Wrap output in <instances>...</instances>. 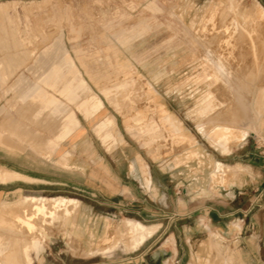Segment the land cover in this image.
<instances>
[{
    "label": "rangeland",
    "instance_id": "1",
    "mask_svg": "<svg viewBox=\"0 0 264 264\" xmlns=\"http://www.w3.org/2000/svg\"><path fill=\"white\" fill-rule=\"evenodd\" d=\"M4 5L11 14L15 9L17 21L12 32L0 37L17 46L7 49V55L0 52V143L13 146L0 144V167L15 168L30 179L14 180L11 187L18 190L11 194H5L8 186L0 184V205L23 197L78 202L74 222L50 227L46 239L39 240V249L31 250L32 264H173L176 246L184 250L186 245L191 246L187 264H209L216 260L210 233L219 236L224 251L220 255H231L228 264H264V197L259 198L260 191H244L232 206L218 192L243 174L228 166L246 163L252 154L264 157V103L256 106L260 98L256 92L251 104L257 108L250 107V112L242 108L247 120H256L257 131H247L228 154L202 135L212 120L200 114L207 105L200 98L219 88L210 75L214 68L204 48L207 39L223 31L221 39L241 49L239 23L254 28L250 17L257 5L264 9V0H18ZM240 56L238 52L235 60L224 61L231 65L226 70L229 77L243 86L239 78L244 76L236 74L244 72L239 67L249 62V56L243 62ZM67 60L101 108L92 107L87 92H77L74 101L63 94L70 79ZM247 73L252 79L260 77L256 88L264 92V81L260 82L264 73L256 75L251 68ZM218 94H211L218 99L216 106ZM52 100L56 107L48 104ZM213 109L216 114L220 108L208 110ZM70 113L74 120L66 124ZM108 119L114 134L104 139L113 132ZM73 133H80L75 150ZM73 152L80 156L82 168L98 172L101 183L122 176L124 167L135 161L143 172L150 168L161 185L155 216L138 220L131 213L96 215L104 211L114 215V201L98 205L91 193L75 189L95 186L96 176L90 179L81 173L78 178L70 158ZM217 163L228 167L217 175L222 183L211 177ZM50 168L63 172L54 174ZM46 171L52 183L63 185H42L39 180ZM247 199L256 205L250 214L244 218L233 213L232 207ZM217 203H224L225 213H230L218 226L209 223L204 208ZM124 219L157 229L134 251L122 226ZM170 237L173 245L166 243ZM8 238L14 236L0 228L1 243ZM9 243L0 247V264H6Z\"/></svg>",
    "mask_w": 264,
    "mask_h": 264
},
{
    "label": "bare ground",
    "instance_id": "2",
    "mask_svg": "<svg viewBox=\"0 0 264 264\" xmlns=\"http://www.w3.org/2000/svg\"><path fill=\"white\" fill-rule=\"evenodd\" d=\"M213 17L214 16L211 15L208 19V22H212ZM250 21L255 23V26L252 29L250 27L247 28V25L244 26L243 24L239 23V34L237 35V37L240 40L239 42L242 43L241 49L237 50L232 42H229V45H227L226 41H224V39H221L224 38V36L221 37L224 33L223 31L220 35L216 34L215 37L210 39L208 38L206 47L203 46L204 48H206L207 59L212 63L214 68V70H212L210 74L213 83L219 84V88L212 89L211 94L214 95L215 92H219L220 95H218L221 99L220 101H218L219 105L216 106L213 105V103L218 99L213 100L210 93L206 92L203 97L200 98L201 101L207 104L205 106V109L201 110V116L210 117V119L212 120L211 122H209L210 124L204 127L201 133L211 142V144L215 148L220 149L222 154H228L234 144L242 142L247 131H257L256 120H253L252 122L247 120L245 117L247 114L245 115L242 113V108L245 107V109H248L249 111L250 107L254 108L255 104L253 105L251 103L256 102V100L258 102V104L256 105L258 106V108L260 107L261 100L262 103H264L263 90H261L260 92L258 91L259 89L256 88V84L257 82L259 83L258 80L260 77L252 79L251 77L247 76V71H249L250 68L255 71L256 75H261L262 73H264V9L261 6L257 5L255 13L250 17ZM240 38L243 40H241ZM238 52L241 55L239 57V59H241V62H243L247 58V56H249V62H245L246 64L243 67L240 66V69L238 68L240 71L242 70L244 72H240L241 74H236L241 75L242 77L244 76L242 79L239 78L240 81L244 83L243 86H240V83L237 81V79H232L229 77V75L226 73V70L229 69L231 65L230 63H225L224 61L226 60L228 62H231V60H235L234 55ZM239 64H237V67ZM66 65L69 70L70 79L66 82V88L64 89L63 94H65V96L70 101H74L77 92H87V94H89L90 100H92V107L101 108L100 100L95 95H92L90 93V89L85 79L81 76L80 72L77 71L72 63L68 60ZM210 75L206 74V77ZM206 81H211V79L208 78L206 79ZM261 81L264 80H260V82ZM195 83L199 84V81H196ZM246 85L249 88H246ZM105 91L106 88H104L103 92ZM256 92H258V97L260 98L255 100ZM242 93H246L248 95L245 94V96ZM246 102H248V104ZM48 104L52 107H56L58 105V103L53 100ZM212 107L220 108L216 110L218 111V113L215 114V112H213L214 109L212 111L208 110ZM221 108L225 111L222 112ZM261 108H264V104H262ZM234 114L236 118L234 117ZM240 119L242 121V124L240 123ZM73 120V115L72 113H70L66 117L65 122L66 124H69L73 122ZM166 121L170 126L175 128V126L172 125V121L170 118H167ZM107 122V124L112 126L111 119H108ZM102 127L104 128L105 124H103L101 128ZM111 130H113V126L111 127ZM112 133L114 134V130L113 132H107L104 139L109 138ZM0 144L3 148L7 149L13 147L9 141H4ZM61 164L67 166L65 163ZM227 169V167L221 166L219 164H214L213 173L211 174L212 179H219L217 178V175H219V173L226 172ZM235 170H243V167L237 165ZM143 174L145 186L148 187L150 184V178L147 173V168H145ZM18 179H25V177H22L16 173L10 172L9 170L0 167L1 184L13 182L14 180ZM219 180L220 183L223 182L221 179ZM77 208V201L65 198L45 199L23 197L14 204L0 205V228H5L6 232L14 236L13 239H7V241L10 242L9 246L11 248L8 251V254H6V256L4 257L5 263L32 264L30 252L33 249H39V240L46 239L45 236L50 227H55L57 225L59 226L60 224V226L64 227L66 222H74ZM122 226L125 231V235L129 240L130 249L134 251L140 248L148 239H150L157 229L156 226H145L131 219H124L122 221ZM60 232L62 231L60 230ZM209 236L211 238L212 250L216 252L215 257V253L212 252V258H216V260L214 259L213 263L209 262V264H228V262L232 260V257L228 254L227 256H222L223 253L222 255H220V253L224 251L221 250V246L218 244V234L210 233ZM1 241L2 239H0V247L8 245V242L2 244ZM106 241H108V239H106L104 242ZM166 243L173 245L172 238H168L166 240ZM7 249L8 248L6 247L5 250ZM106 249L107 248H104L103 250ZM225 252H227V250ZM1 253L3 252H1L0 250V254ZM232 256H234V254Z\"/></svg>",
    "mask_w": 264,
    "mask_h": 264
},
{
    "label": "crops",
    "instance_id": "3",
    "mask_svg": "<svg viewBox=\"0 0 264 264\" xmlns=\"http://www.w3.org/2000/svg\"><path fill=\"white\" fill-rule=\"evenodd\" d=\"M18 0H0V36H5L6 33L12 32L14 28L16 27V21L17 18L14 15V8H13V14H11V11H9V8L4 5L11 2H16ZM14 15V16H13ZM0 37V52L3 53V55H7L6 50L9 49L11 46H17L14 42H7L4 38ZM5 58H8L9 56H4ZM9 59V58H8ZM80 134V133H79ZM79 134L73 133L72 140H73V149L75 150L78 146V142L80 138L77 136ZM70 136V137H71ZM76 137V138H75ZM264 154V151H263ZM72 160V168H77V170H74L75 173L78 172V178H81V173L89 174L90 179H92V174L95 173V180L96 184L95 186H77L75 187L76 190L80 191H88L93 195L94 198H96L95 202L98 205H106L108 199H111L114 201L113 208L115 209L114 215L113 213H108L106 211L101 213H96V215L103 217V216H116L115 214H129L131 213L133 216H135L138 220H145L151 217L155 216V205H160L161 201V185H160V179L155 177V174L153 171H151L150 168L147 167V173L150 178V184L148 187L145 186L144 182V174L143 169H141V165H138V163L132 162L133 164V170H131V164H128L124 167L122 170V176L121 175H114V177L111 179L110 183H101L98 182L99 178L97 175V171H93L90 168H82L80 164V156H75V153L73 152V155L70 157ZM25 164L28 165L27 159L24 160ZM14 164L16 165V160H14ZM219 164V163H217ZM221 165V164H219ZM237 165H240L243 167V174L239 176V180H234L233 184L229 185V188L225 190L224 188H220L218 192H220V197L227 198L230 202L228 205H234L235 200L238 197L243 196V192L247 191H260L259 198L264 197V157H259L257 154H252L251 159L243 164H233L228 166L229 168H236ZM224 167H227V165H221ZM48 167V166H46ZM227 167V168H228ZM52 173H59L63 172L62 170H58L57 168H50ZM10 172L16 173L22 177L28 178L29 177L23 175L19 171H17L15 168H7ZM48 171H46L47 173ZM49 173V172H48ZM43 177L39 180V182L42 185H63L62 183H52V179L49 178V175ZM14 182L4 183V186H8V188L5 187L3 190L5 194H11L15 193L18 188L11 187V185L15 184ZM1 184V183H0ZM245 187V188H244ZM0 192L1 189H0ZM219 197V196H218ZM248 201H245L242 205H238L237 208H233V213H241L244 218H246L252 209L256 207V205L253 204V202H250V199H247ZM218 204V203H217ZM225 204L221 203L213 208L204 207L207 211V216L210 224H223V220L227 218L230 213H225ZM157 210V208H156ZM218 226V225H217ZM173 238V237H172ZM174 241V239H173ZM139 249V248H138ZM186 253H191V246L186 245L185 249H181V247L176 246L175 255L173 254V264H187L188 261H186ZM142 264V263H140Z\"/></svg>",
    "mask_w": 264,
    "mask_h": 264
}]
</instances>
